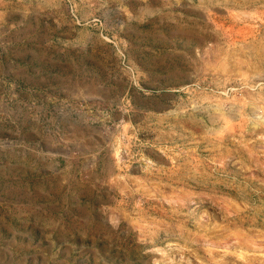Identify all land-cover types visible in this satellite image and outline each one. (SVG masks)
<instances>
[{"label": "rangeland", "instance_id": "1", "mask_svg": "<svg viewBox=\"0 0 264 264\" xmlns=\"http://www.w3.org/2000/svg\"><path fill=\"white\" fill-rule=\"evenodd\" d=\"M0 264H264V0H0Z\"/></svg>", "mask_w": 264, "mask_h": 264}]
</instances>
